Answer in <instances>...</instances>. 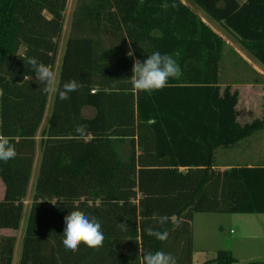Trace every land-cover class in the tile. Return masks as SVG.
Returning <instances> with one entry per match:
<instances>
[{"label": "trees", "instance_id": "trees-1", "mask_svg": "<svg viewBox=\"0 0 264 264\" xmlns=\"http://www.w3.org/2000/svg\"><path fill=\"white\" fill-rule=\"evenodd\" d=\"M189 1L264 67V0ZM67 4L0 0V133L17 152L0 161V264H12L16 238L1 230L20 227L38 151L19 264H140L139 246L193 264L194 214H264V164L217 166L219 149L264 130L263 119L239 125L237 92L221 90L227 43L182 0H76L57 86H83L68 100L55 92L43 126L50 93L40 92L26 57L54 71ZM154 51L170 54L183 74L137 94L128 79L133 61ZM72 210L100 223L102 247L65 250L63 217ZM153 212L169 218L160 228L166 241L144 231L158 227ZM210 263L237 260L221 249Z\"/></svg>", "mask_w": 264, "mask_h": 264}, {"label": "clouds", "instance_id": "clouds-1", "mask_svg": "<svg viewBox=\"0 0 264 264\" xmlns=\"http://www.w3.org/2000/svg\"><path fill=\"white\" fill-rule=\"evenodd\" d=\"M129 46H131L130 42ZM127 55L131 57L132 51L130 50ZM26 60L31 66L36 82L42 85L39 87L40 92L44 94L56 92L60 100H68L70 93L78 91L83 86L76 79H70L62 86H57V76L50 65H45L34 56L26 57ZM131 71L132 75L128 79L132 91L137 94L140 92L151 94L162 90L169 86L170 79H179L183 74L178 62L170 54H162L160 51H154L144 60L134 59ZM85 129V125H78L76 132L83 135ZM16 155L15 144L11 138L0 133V161L7 163L15 159ZM151 218L158 227L149 226L144 231L158 241H166L168 232L161 231L160 228L168 222V216L153 212ZM63 220L65 226L62 243L66 251L76 253L81 244L91 249L103 246L105 236L100 223L94 217H89L80 210H72L63 217ZM117 226L121 230H128L126 223H118ZM137 256L140 257V264H177L176 258L163 250L146 251L139 246Z\"/></svg>", "mask_w": 264, "mask_h": 264}, {"label": "rangeland", "instance_id": "rangeland-1", "mask_svg": "<svg viewBox=\"0 0 264 264\" xmlns=\"http://www.w3.org/2000/svg\"><path fill=\"white\" fill-rule=\"evenodd\" d=\"M187 5L191 6L192 9L201 17L206 19V21L211 25H216L215 22L211 21L209 17L200 10L196 5L192 4L189 0H182ZM76 6V0H68V4L65 11V22L64 29L58 41V53H57V62L54 68V72L57 76V84L59 79L60 64L62 57L65 52L66 42L70 35L72 15ZM220 29V28H219ZM220 31L223 32L222 29ZM226 38L232 42L236 47H239V44L230 36ZM227 58L228 55H227ZM227 58H224L223 62H227ZM254 61V60H253ZM55 92H50L48 98V106L44 115L43 126H46L50 119L52 103L54 99ZM93 110L85 108L84 114L86 116H91ZM123 150H126L125 148ZM122 150V151H123ZM219 152V151H218ZM217 152V162H219V153ZM125 154V151H124ZM40 152H37L35 165L33 169V174L31 181L29 183L28 195L24 203V213L21 219L20 227L18 230L13 229H3L1 233L14 236L16 238V245L13 255L12 264H19L22 243L24 234L27 227L28 216L30 211L31 200L35 191V184L39 172L40 164ZM264 162V161H262ZM3 185L0 181V198L3 193ZM195 216V245L192 246L194 250L193 254V264H213L210 263L212 259V252L216 247L209 245L213 243V239L218 240V245L222 247H230L233 249L234 257L237 260V264H250L251 262H263L264 263V214H251V215H231L224 213H196ZM200 218H207L205 222L199 221ZM223 218H227L228 221H224ZM237 218V219H232ZM241 218V219H240ZM250 223V224H249ZM193 229V227H192ZM198 237L204 239L200 242ZM204 242V243H203ZM198 243H202V246H199ZM202 249L205 250V253L201 252ZM251 252H254L255 255H250ZM208 259V260H206Z\"/></svg>", "mask_w": 264, "mask_h": 264}, {"label": "crops", "instance_id": "crops-1", "mask_svg": "<svg viewBox=\"0 0 264 264\" xmlns=\"http://www.w3.org/2000/svg\"><path fill=\"white\" fill-rule=\"evenodd\" d=\"M201 18L227 43V47L225 48L224 52V58H227V55L229 58H227V62L222 61L221 63V90L224 91L225 89H229L231 93L237 92L238 94L237 105L235 107L237 123L244 127L251 124L256 119L264 120V67L251 57V55L240 45L236 37L226 28H224L222 24L217 23L209 18L211 21L216 23V25H211L206 21L205 18H203V16H201ZM219 28L222 29L223 32L220 31ZM227 35L236 40V42L239 44V47H236L232 42H230L226 38ZM94 114L95 111L91 116H93ZM218 151L220 158L219 162H217V166L221 170L230 169L232 166L253 167L256 165L264 164V162H262L264 161V130L255 132L250 137L240 141L234 147L221 148ZM195 219V216H193V246L195 245ZM223 219L225 222L228 221L227 218ZM232 219L235 220L237 218ZM206 220L207 218H200L199 221L205 222ZM198 239V242L204 240L200 237H198ZM201 244L198 243L199 246H202ZM209 245L221 246L216 247V249L213 250V257L212 259H210V261L215 258L217 251L221 249L230 250L234 256L233 249H231L230 247H222V245H218L217 239H213V243ZM199 250L205 253L204 249L201 248ZM250 255H255V253L251 252Z\"/></svg>", "mask_w": 264, "mask_h": 264}]
</instances>
